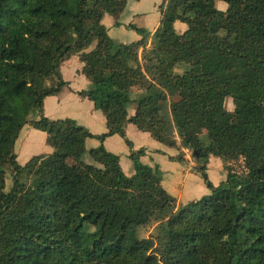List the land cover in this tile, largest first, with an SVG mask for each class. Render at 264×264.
<instances>
[{
  "label": "trees",
  "instance_id": "16d2710c",
  "mask_svg": "<svg viewBox=\"0 0 264 264\" xmlns=\"http://www.w3.org/2000/svg\"><path fill=\"white\" fill-rule=\"evenodd\" d=\"M219 1L225 10L216 0H161L154 33L129 24L140 38L124 43L102 19L119 25L127 0H0V264H264V0ZM76 54L90 82L78 94L104 114L101 134L43 114ZM128 123L176 148L179 163L188 150L209 193L178 203L159 168L140 161L144 148L130 151L134 173L125 174L103 142L118 135L131 147ZM25 125L45 132L51 151L20 164ZM90 138L100 144L87 150ZM210 157L242 158L244 171L227 166L214 185Z\"/></svg>",
  "mask_w": 264,
  "mask_h": 264
},
{
  "label": "crops",
  "instance_id": "0c3cea01",
  "mask_svg": "<svg viewBox=\"0 0 264 264\" xmlns=\"http://www.w3.org/2000/svg\"><path fill=\"white\" fill-rule=\"evenodd\" d=\"M218 1L216 0L215 5ZM160 2L161 0H127L126 8L119 17V25H115V20L108 14L104 15L102 23L105 25L109 36L116 41L127 43L138 40L140 35L127 25L133 24L137 27H143L153 34L159 25L158 5ZM219 3L220 10H225L224 4L221 1ZM147 6H149L148 11L150 10L153 14L151 18L145 15ZM186 27V24L181 21L174 23V28L178 33H182ZM81 68L82 62L78 54L72 55L61 64L60 74L66 85L62 87L59 93L44 98L43 114L51 119L72 118L91 133L101 134L106 131L104 114L95 109L92 101L78 94L90 85L89 80L81 72ZM133 111L134 109L128 115L130 116ZM32 118H36V115ZM125 131L131 142V147L118 135L109 136L103 142L108 151L119 156L121 167L123 163L126 164V171L122 168L125 174L132 175L134 173L132 162L128 157L130 151L144 147L145 154L140 157V161L150 168L159 167L162 172L161 184L163 188L174 196L178 203L185 204L206 194L207 190L202 184L200 189H194L196 180L192 177H195L196 174L191 169V165L194 163L191 157H185L189 161L188 164L179 163L171 158L177 155L178 150L176 148L164 145L146 132L143 134L131 123L126 125ZM43 133L30 125H25L22 128L15 143V150L17 149L15 153L16 156L18 155L17 159L21 164H24L33 155L46 154L51 151V148L46 144V134ZM146 134L149 136H144ZM134 137L137 139L136 143L133 140ZM143 139L147 140V144L142 143ZM37 144L39 146L34 149ZM99 144L95 138L87 139L85 143L87 150ZM211 161H216L218 165H221L219 160L210 157L208 169ZM220 173L219 180L221 181L225 177V173L224 171H220Z\"/></svg>",
  "mask_w": 264,
  "mask_h": 264
},
{
  "label": "rangeland",
  "instance_id": "374dc122",
  "mask_svg": "<svg viewBox=\"0 0 264 264\" xmlns=\"http://www.w3.org/2000/svg\"><path fill=\"white\" fill-rule=\"evenodd\" d=\"M223 4H224V6H225V9H226V7H227V4L225 3V2H223V1H221ZM220 3H219V1L216 3V7L218 8V9H220V5H219ZM149 6H147L146 7V9H145V15H146V17H149V18H151V16L153 15L152 13H151V11L149 10L148 11V8ZM138 23V22H137ZM156 41H154V40H152L151 41V43H149V45L147 46V48H152L153 47V44L155 43ZM141 53V52H140ZM80 59V58H79ZM141 62H142V64H144L145 63V61L144 60H142L141 59ZM47 83H49V81L47 82ZM138 92H140V89L137 87V86H134V87H132V89H131V99L133 100V99H135V97H136V94H138ZM225 107H226V109L227 110H229V111H233V108H234V105H233V102H232V99L230 98V97H227L226 99H225ZM132 109H134V103L132 102L131 104H129L128 105V113H131V111H132ZM239 120H240V118L238 117V116H234L233 117V119H232V121L233 122H239ZM43 133V132H42ZM143 134H145L144 132H142ZM44 134V133H43ZM144 136H149V135H144ZM133 140H135V143H136V141H137V139L134 137L133 138ZM142 143L143 144H147V140L146 139H143V141H142ZM39 145L37 144L36 145V147L34 148V149H36L37 147H38ZM47 147V146H46ZM140 148H144V147H140ZM139 148V149H140ZM15 151H17V149L15 150ZM184 154H185V157L186 156H189V157H191V153L188 151V150H184ZM18 156V155H17ZM83 158H84V160L85 161H87V162H91V158H90V156L88 155V154H85L84 156H83ZM171 158H173V157H171ZM216 160H219L220 161V164L221 165H218L217 163H216V161H211V163H210V165H209V169H208V176H209V179L211 180V182L214 184V185H218L219 183H220V180H219V176H220V171H224V173L226 174V170H227V166L229 167V168H231L232 169V171H236V172H242V171H244V167H243V161H242V158H239L237 161H234V162H230V163H225L221 158H219V157H214ZM174 160V159H173ZM17 161H18V159H17ZM192 161L194 162L191 166L193 167V166H195L196 165V163H195V161L192 159ZM19 162V161H18ZM20 164H21V162H19ZM67 169H68V171H69V173H70V176H71V184H70V189H73L72 191H77L78 190V188H79V181H78V179H79V174H78V170H77V164H76V162L74 161V159H72V158H70L69 159V161L67 162ZM155 167H158V166H155ZM155 167H153V169L155 168ZM122 168H123V170H125L126 171V164L125 163H123V166H122ZM159 168V167H158ZM160 170V169H159ZM133 171H134V169H133ZM161 171V170H160ZM192 172L193 173H195L196 174V176L195 177H192V178H195V185L196 186H194L195 188V190H198V189H200L201 188V184L204 186V188L207 190L205 193L206 194H203V195H201L200 197L199 196H195V197H199V198H201L202 196H204V195H207L208 193H209V190L207 189V187H206V185H205V183H204V181L202 180V178L200 177V175L196 172V171H194V170H192ZM224 179V178H223ZM222 181V180H221ZM62 184V183H61ZM10 186H11V178H10V174H9V169H6V190H8L9 188H10ZM199 198H197V199H199ZM196 199V200H197ZM152 230H153V226H146V227H142L141 229H140V236H142V237H144V236H148L149 234H151V232H152Z\"/></svg>",
  "mask_w": 264,
  "mask_h": 264
}]
</instances>
